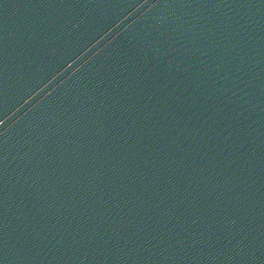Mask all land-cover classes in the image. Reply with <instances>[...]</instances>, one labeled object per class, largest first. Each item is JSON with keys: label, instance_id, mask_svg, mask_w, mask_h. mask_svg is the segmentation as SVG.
<instances>
[{"label": "water", "instance_id": "water-1", "mask_svg": "<svg viewBox=\"0 0 264 264\" xmlns=\"http://www.w3.org/2000/svg\"><path fill=\"white\" fill-rule=\"evenodd\" d=\"M0 264H264V0H0Z\"/></svg>", "mask_w": 264, "mask_h": 264}]
</instances>
